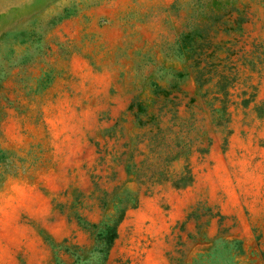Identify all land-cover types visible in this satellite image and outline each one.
<instances>
[{
  "label": "rangeland",
  "instance_id": "374dc122",
  "mask_svg": "<svg viewBox=\"0 0 264 264\" xmlns=\"http://www.w3.org/2000/svg\"><path fill=\"white\" fill-rule=\"evenodd\" d=\"M0 264H264V0H0Z\"/></svg>",
  "mask_w": 264,
  "mask_h": 264
},
{
  "label": "trees",
  "instance_id": "16d2710c",
  "mask_svg": "<svg viewBox=\"0 0 264 264\" xmlns=\"http://www.w3.org/2000/svg\"><path fill=\"white\" fill-rule=\"evenodd\" d=\"M235 23L239 24L243 21H245V18H236L233 20ZM225 27V26H224ZM223 30H227V28H223ZM187 36V34H186ZM205 38H202L198 45L202 48L206 46V43L208 42L205 41ZM204 54V51L202 52ZM225 58V57H224ZM224 58H220L219 62L215 63L214 66H212V63L207 62V60L204 58H200L199 60H194L192 63V69L194 73V79L196 83L198 84L199 87H203L204 84H206L208 81H210L212 78H216V86L221 90L223 89L224 83L228 80L229 76L224 73V68L225 66L222 65V68L217 69V66L220 65V61L224 60ZM183 174H187V177L184 176ZM190 174V170L186 167L184 169V172L179 174L178 179L175 180L176 183L179 179H188V182L191 181V177L188 175ZM187 183V182H186ZM184 183V184H186ZM118 220L113 223V225L110 227V236H109V241L110 244L112 242V239L114 238L115 235V228Z\"/></svg>",
  "mask_w": 264,
  "mask_h": 264
}]
</instances>
